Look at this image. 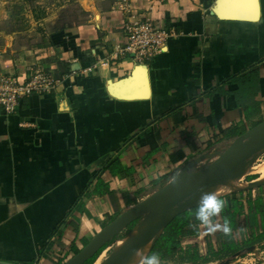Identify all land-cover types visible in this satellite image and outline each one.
<instances>
[{"label":"crops","instance_id":"crops-1","mask_svg":"<svg viewBox=\"0 0 264 264\" xmlns=\"http://www.w3.org/2000/svg\"><path fill=\"white\" fill-rule=\"evenodd\" d=\"M112 1L26 48L0 47L1 75L58 79L0 111V264H64L143 189L192 176L200 155L264 114V0L253 21L219 18L252 17V0ZM127 20L166 31L164 49L131 60Z\"/></svg>","mask_w":264,"mask_h":264},{"label":"rangeland","instance_id":"rangeland-1","mask_svg":"<svg viewBox=\"0 0 264 264\" xmlns=\"http://www.w3.org/2000/svg\"><path fill=\"white\" fill-rule=\"evenodd\" d=\"M106 1V4H104L105 1L102 2V0H0V47H4L7 43L8 49L11 44L12 48H17L19 50L40 40L44 34L59 32L66 27L83 24L87 21L89 16L85 10L89 8L93 9V7L105 6L109 0ZM112 2L113 1L111 0V3ZM262 122H264V114L259 118L258 122L248 124L247 128H243V133L238 137L227 143H220L211 149V151L200 155L198 160L195 161L193 165L189 166L186 171H189V174H193L194 172L209 167L211 163L221 157V155L234 149L233 146H236L234 143L238 140L242 141V135L244 137L250 129ZM232 158L233 157H231V159ZM263 159L264 144H262L257 152L251 157L237 164L239 168L236 170V173L241 176V187L246 190H251L252 192L249 194L251 197H255L256 195L262 197L264 196V191H257L258 186H256V188L247 189V187L251 186L245 184L242 185V183L245 182L244 178L246 173H251L250 170L252 167L260 164ZM185 173L187 172H182L177 178ZM177 175L178 171L173 172L167 179H160L156 181L155 184L143 189L137 196V199L139 200L137 202L159 192ZM188 176L189 175L186 174L184 178H187ZM238 191L241 192V190ZM240 192L225 197L227 200L226 203L229 205L233 200L238 202L244 199ZM196 194L197 193L195 192L188 191L184 199L181 201L174 204L158 206L141 215L138 220L135 221L136 223L132 228L128 231L127 228L124 229L120 234L113 238V240H111L101 252L94 255L96 258L99 257L97 264H120L129 254L132 247L145 233H147L148 230L152 231L151 247L153 241L158 235L161 222L173 214L188 209L191 206H195L196 201L193 199V196ZM133 205H129L124 211L130 209ZM116 216L118 217V215ZM116 216L112 217L111 220L114 221L115 218H117ZM196 239L200 248H206L211 253V251L215 252L219 250L223 242V234L221 232L211 233L209 227H206ZM235 239L241 241L242 234L238 232ZM185 240L187 239L185 238ZM183 244L184 247L188 246L186 243ZM84 264L88 263L85 262ZM161 264L187 263H179L176 258H174L173 260L164 261ZM206 264H264V243L255 245L250 249H242L237 254L229 255L220 260L211 261Z\"/></svg>","mask_w":264,"mask_h":264},{"label":"trees","instance_id":"trees-1","mask_svg":"<svg viewBox=\"0 0 264 264\" xmlns=\"http://www.w3.org/2000/svg\"><path fill=\"white\" fill-rule=\"evenodd\" d=\"M253 178L254 176H249L247 180ZM257 191L263 192L264 186L257 187ZM251 192V190L240 192L244 199L238 202L233 200L229 205L226 203L225 197L230 196L233 192L219 196L225 202V205L222 211L212 218L213 228H209L211 233L221 232L223 234V242L219 250L211 251L210 253L208 249L199 247L196 238L205 230L206 226L195 218V212L198 207L196 206L165 218L161 222L158 235L146 256L150 254L158 255L161 263L176 258L179 263L206 264L237 254L242 249H250L255 245L264 243V196L259 197L256 195L251 197L249 195ZM135 223L133 222L129 225L127 231ZM226 225L230 229L227 234L223 231ZM238 232L242 234L241 241L235 239ZM183 243L188 244V246L184 247ZM104 247L97 253L101 252ZM97 258L94 256L87 263L93 264Z\"/></svg>","mask_w":264,"mask_h":264},{"label":"water","instance_id":"water-1","mask_svg":"<svg viewBox=\"0 0 264 264\" xmlns=\"http://www.w3.org/2000/svg\"><path fill=\"white\" fill-rule=\"evenodd\" d=\"M226 2V0H220V3ZM254 10L252 17H243L235 15L228 17L224 13L219 14L220 19H234V20H247L253 21L257 18L256 6L254 0H252ZM222 6L219 4L218 7ZM217 7V9H218ZM246 18V19H245ZM242 141H237L235 144L238 145V151L235 153L231 161L221 162L216 161L214 166L217 165L220 168L235 166L249 157H251L264 143V122L257 124L252 129H250L243 137ZM242 147V148H241ZM212 167L203 171L202 174L195 175L187 179L173 178L167 185L161 189L159 192L153 194L152 196L137 202L130 209L122 212L113 222L104 227L100 232H98L76 255L69 258L64 264H84L89 259H91L102 247L108 244L113 238L120 234L124 229H126L133 222L138 220L142 212L149 211L153 208L163 205L174 204L186 196L189 187L192 183H207V177L210 174ZM181 184L182 190L178 193H172L173 186L175 184ZM160 192H164L163 197H157Z\"/></svg>","mask_w":264,"mask_h":264},{"label":"built area","instance_id":"built-area-1","mask_svg":"<svg viewBox=\"0 0 264 264\" xmlns=\"http://www.w3.org/2000/svg\"><path fill=\"white\" fill-rule=\"evenodd\" d=\"M122 33L126 40L123 52L139 63L148 62L160 53L168 38L166 31L157 29L149 20H127ZM57 84L53 73L43 69H29L22 84L15 77L0 74V111L12 115L22 99L48 95Z\"/></svg>","mask_w":264,"mask_h":264},{"label":"bare ground","instance_id":"bare-ground-1","mask_svg":"<svg viewBox=\"0 0 264 264\" xmlns=\"http://www.w3.org/2000/svg\"><path fill=\"white\" fill-rule=\"evenodd\" d=\"M233 148L234 149H231L230 152L221 155V157L213 161L209 167L205 169H201L197 172H194L192 176H190V177H194L195 175L202 174L203 171L212 167L210 174L207 177V183H204V184L192 183L189 187L188 191L197 193L196 195L193 196V199L196 201V203L200 204L201 198L205 194H217L219 197L227 193L237 191L238 189L241 188V182H240L241 176L240 174L236 173V170L239 168L238 165L224 167V168H220L217 165L214 166V163L216 161H221V162L231 161V157H233L235 153L238 151L237 149L238 145L233 146ZM250 172L256 174V179L250 181L247 184L253 187L263 185L264 184V159L261 161L260 164L254 165L252 169L250 170ZM190 177L188 176L187 178H190ZM187 178H184V179H187ZM180 189H182V185L177 183L173 186L172 193L173 192L178 193L179 191H181ZM163 195H164V192H160L157 195V197L158 196L163 197ZM147 212L148 211L142 212L141 215ZM151 238H152V231L148 230L147 233H145L139 239V241L132 247L129 254L122 260L120 264H140L142 257L144 256V254L150 247ZM95 264H97V262Z\"/></svg>","mask_w":264,"mask_h":264},{"label":"clouds","instance_id":"clouds-1","mask_svg":"<svg viewBox=\"0 0 264 264\" xmlns=\"http://www.w3.org/2000/svg\"><path fill=\"white\" fill-rule=\"evenodd\" d=\"M224 205L225 202L217 194H205L196 209L195 218L204 226L212 229V218L222 211ZM223 231L227 234L230 229L226 225ZM141 264H161V259L158 255L150 254L142 258Z\"/></svg>","mask_w":264,"mask_h":264}]
</instances>
